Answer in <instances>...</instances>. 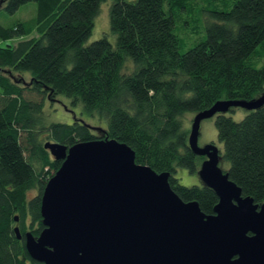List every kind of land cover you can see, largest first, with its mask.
Wrapping results in <instances>:
<instances>
[{"label": "trees", "instance_id": "1", "mask_svg": "<svg viewBox=\"0 0 264 264\" xmlns=\"http://www.w3.org/2000/svg\"><path fill=\"white\" fill-rule=\"evenodd\" d=\"M109 1L115 42L105 36L87 44ZM32 2L33 18L0 23V39L19 40L0 46V264H35L25 235L44 230L42 198L62 165L44 148L48 141L125 143L137 163L170 172L183 201L213 215L216 193L176 178L180 168L197 173L203 161L188 146L183 118L263 94L264 0H0V12L13 15ZM178 26L205 37L185 51ZM62 96L82 108L81 118L103 125L76 115L72 124L46 125V103ZM215 125L230 180L264 204V107L241 121L217 115Z\"/></svg>", "mask_w": 264, "mask_h": 264}, {"label": "water", "instance_id": "2", "mask_svg": "<svg viewBox=\"0 0 264 264\" xmlns=\"http://www.w3.org/2000/svg\"><path fill=\"white\" fill-rule=\"evenodd\" d=\"M263 107L264 92L251 101L217 102L193 119L188 146L207 157L199 177L219 199L213 215L183 201L170 185L172 174L137 163L125 143L46 142L62 165L42 198L44 230L25 235L29 256L35 264H264V204L243 197L220 167L218 146L198 144L204 120ZM15 234L22 239L19 227Z\"/></svg>", "mask_w": 264, "mask_h": 264}, {"label": "rangeland", "instance_id": "3", "mask_svg": "<svg viewBox=\"0 0 264 264\" xmlns=\"http://www.w3.org/2000/svg\"><path fill=\"white\" fill-rule=\"evenodd\" d=\"M110 5H111L110 1L102 3L98 17L95 20V27L93 29L92 35L90 36L87 44H90L94 41H97V40H99L105 36H108V38L112 42H115L116 37L114 35H112L111 31H110V22H109V7H110ZM201 5H202V2H201ZM36 11H37V5H36V3L32 2V3H28V4L24 5L23 7H21L20 10H18L13 15H8L5 12H0V23H2L6 27H10L18 21H25V20H29V19L33 18L36 15ZM184 18H185V15H184ZM184 18L178 20V22L181 26H182L181 22L184 20ZM203 19L205 20V22H207L208 21L207 15H204ZM188 25H189V23H188ZM184 30H186V29H184ZM189 31L190 30L187 29L186 31H184L185 35H183L181 33V29L178 26V34L184 41V50L185 51L192 48L196 44V42L200 39V37H205L204 36L205 34H202L199 37L198 35L192 33L191 31L189 32ZM187 34H190V36H188ZM18 42H19L18 39L7 40V41L0 39V46L4 47L8 44L16 45ZM262 65L263 64H261L260 67ZM130 70H131V68L128 69V71H130ZM30 97L34 98L35 95H32ZM58 103L59 104H54V105H50L49 102L46 103V105H47L46 111L47 112L44 115V123L46 125H50L53 123L72 124L75 121V115L78 116L79 118L82 117L81 116L82 108L80 106H78V107L72 106L70 99L62 96L60 98V101H58ZM247 113H248V111L245 109L236 108L234 113L229 112V113H226L225 115L233 118L235 121H241L246 116ZM194 117H195V114L189 113V114L185 115L183 118L184 126L188 130H191V128H192ZM216 117L217 116H214L213 118L206 119L202 122L201 134H200L198 144L201 148H204L205 146H207L209 144H214L215 146H218L220 148L221 152H223V145L220 143V141L218 139L217 128L215 125ZM84 119L89 122L88 118L85 115H83V118H81L80 120L84 121ZM89 123L93 128H99V125L100 126L103 125V124H99V125L95 124L94 120H93V122L90 121ZM93 134L97 137H102V133L100 131H97V132L94 131ZM46 137H47V135L45 134V138ZM188 142H189V140H188ZM220 167L224 171H227L229 168V164L227 162H225L222 158L221 162H220ZM199 171H200V169L197 171V173L191 174L188 170L180 168L176 172V178L178 179V181L181 185L186 186V187L201 186L202 182H201V179L199 177ZM35 193L36 192H32L30 194V197L35 195Z\"/></svg>", "mask_w": 264, "mask_h": 264}, {"label": "flooded vegetation", "instance_id": "4", "mask_svg": "<svg viewBox=\"0 0 264 264\" xmlns=\"http://www.w3.org/2000/svg\"><path fill=\"white\" fill-rule=\"evenodd\" d=\"M202 159H203V161L201 162V165H202V163L207 159V157H202ZM201 165H200V167H201ZM200 169V168H199ZM180 184V183H179ZM181 185V184H180ZM183 186V185H182ZM186 187V186H185Z\"/></svg>", "mask_w": 264, "mask_h": 264}]
</instances>
